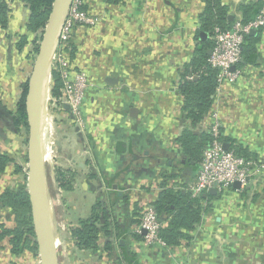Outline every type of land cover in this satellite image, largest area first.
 <instances>
[{"label":"crops","instance_id":"1","mask_svg":"<svg viewBox=\"0 0 264 264\" xmlns=\"http://www.w3.org/2000/svg\"><path fill=\"white\" fill-rule=\"evenodd\" d=\"M252 1L221 3L234 21L240 5ZM7 6L8 21L0 24V154L9 159L0 171V194L27 178V145L24 153L21 127L12 117L26 73L32 71L29 49L39 33L20 47L30 10L23 0H7ZM83 7L94 24L78 26L70 35L73 62L91 82L82 124L66 108L49 117L54 154L47 191L59 264H114L126 254H133L136 264H264V29L256 65L243 67L236 82L215 92L208 113L193 125L182 108L180 72L203 41V0H84ZM213 112L228 147L234 142L253 156L257 176L202 200L201 219L189 241L176 247L144 243L141 205L155 201L164 185L179 189L196 178L199 166L192 170L185 163L177 139L185 129L207 131ZM40 132L44 143L48 133L45 128ZM56 169L67 172L65 187L54 181ZM97 202L111 221L110 232L100 233V252L95 253L80 247L72 232ZM1 221L14 225L11 208L0 203ZM106 242L111 243L110 255ZM38 259V251L14 254L7 238L0 243V264H39Z\"/></svg>","mask_w":264,"mask_h":264},{"label":"trees","instance_id":"2","mask_svg":"<svg viewBox=\"0 0 264 264\" xmlns=\"http://www.w3.org/2000/svg\"><path fill=\"white\" fill-rule=\"evenodd\" d=\"M108 3H117L120 0H104ZM263 0H256L240 5L239 19L242 23H248L253 20L259 13ZM24 4L29 8L30 15L26 23V31L20 35V47L27 43L28 37L32 36L35 31L44 28L53 0H23ZM204 7L199 15L200 27L199 31L207 33L206 40L200 41L196 46L193 57L183 64L181 69V83L179 91L183 97V111L187 119L195 125L200 122L208 113L213 103V95L216 90V75L218 69L213 68L208 63L207 50L213 46V32L215 27L221 29L229 28L233 20L229 19L228 7L221 3V0H203ZM84 9V7H83ZM9 9L7 0H0V24L5 26L8 21ZM76 28V27H74ZM264 27L258 28L256 32H248L244 36L242 45L241 58L237 62L236 67L242 69L247 65H256L258 61L259 51L257 44L261 39V33ZM74 29H72L73 31ZM71 31V33H72ZM31 37V38H32ZM34 39L30 54L33 47L37 49ZM71 36L63 46L64 57L70 63L75 71H85L83 67L73 62L75 56V48L70 42ZM53 96L59 95L61 81L57 70H51ZM89 76V74H88ZM21 94L17 102L14 120L17 129L20 127H28L26 122L25 96L27 92V80L21 85ZM221 140L226 142L227 139L221 135ZM211 136L209 131L194 133L190 129H185L178 137L177 141L182 148L185 156V163L196 170L199 166L202 149L205 144L209 143ZM232 146L228 147L234 150L238 155L246 158H252L242 146L231 142ZM251 156V157H250ZM6 154H0V171L4 168L8 161ZM67 172L62 169H56L55 180L61 181L62 186H66L64 178ZM166 177V176H165ZM67 178V177H66ZM167 178V177H166ZM170 178V177H169ZM66 180V179H65ZM222 193H206L200 196H193L187 186L179 189H173L164 185L158 198L151 203L156 211L157 218L162 222L159 229V237L166 247H176L181 240H190L189 232L194 229L201 219L200 203L206 198H213ZM0 203L3 206L11 208L13 213L14 225H7L6 222H0V243L7 238L10 252L19 254L24 250H30L37 254V244L34 240V229L31 214V204L29 194L25 190V183L19 184L16 188H5L0 194ZM97 202L92 207L91 216L80 221L79 225L73 230V235L80 247L87 248L93 252H100L98 249V239L103 231L106 234L110 232V221L108 212ZM142 237V236H141ZM104 249L108 255L111 253V243L106 242ZM134 255L126 254L123 259L115 260L114 264H136Z\"/></svg>","mask_w":264,"mask_h":264},{"label":"built area","instance_id":"3","mask_svg":"<svg viewBox=\"0 0 264 264\" xmlns=\"http://www.w3.org/2000/svg\"><path fill=\"white\" fill-rule=\"evenodd\" d=\"M83 1L71 0L68 13L63 18L57 36L48 76L49 97L47 101L50 117L55 118L58 112L66 108L77 124H82V105L91 82L85 71L72 69L70 63L64 57L63 46L74 27L94 24V19L89 17L82 8ZM260 27H264V0L259 13L248 23H242L238 18L234 20L229 28H214L213 46L210 48L208 63L213 68L218 69L215 92H219L226 83L236 82L240 77L242 69L237 68L236 65L241 58L244 36L250 32L251 28L258 29ZM43 30L44 28L39 31V38L36 43L41 41ZM232 66H234V69H232ZM52 69L57 70L61 81L58 96H53L51 93L53 85ZM210 117L212 123L208 131L211 140L203 147L196 178L188 185V189L193 196L206 194L210 188H215L217 193H226L233 188L236 182L240 183L241 186H245L259 172V167L253 158L238 155L233 149L224 147L225 142L220 138L222 133L219 116L216 112H213ZM45 142L50 147L49 154H54V137L52 133L50 135L46 134ZM51 161L49 157L48 162ZM48 175L53 179V171ZM54 181L56 182L55 172ZM56 190L60 191L61 189L56 188ZM161 227L162 222L158 220L154 207L148 203L142 204L139 209V229L144 232V243L163 244L158 235Z\"/></svg>","mask_w":264,"mask_h":264},{"label":"water","instance_id":"4","mask_svg":"<svg viewBox=\"0 0 264 264\" xmlns=\"http://www.w3.org/2000/svg\"><path fill=\"white\" fill-rule=\"evenodd\" d=\"M64 0H53L47 22L44 26L38 52L34 59L31 74L27 80V92L25 96L26 120L28 125L27 164H28V194L31 204V214L34 227L35 240L41 264H59L56 242L51 223L49 210V197L47 191L46 167L41 150L40 122L43 112L42 90L44 80L47 79V64L54 52L57 33L56 26L63 20L61 7ZM71 0H69V5ZM233 17L229 15V19ZM257 28H251L250 32H256ZM200 38L208 37L206 32H200ZM211 49L207 50L208 55ZM234 69V66H232ZM107 81H112L111 77ZM48 83V81H47ZM227 149L228 144L224 143ZM233 187H240V183H234ZM208 193L216 194L215 188H210ZM205 195V194H203ZM144 233V232H143Z\"/></svg>","mask_w":264,"mask_h":264},{"label":"rangeland","instance_id":"5","mask_svg":"<svg viewBox=\"0 0 264 264\" xmlns=\"http://www.w3.org/2000/svg\"><path fill=\"white\" fill-rule=\"evenodd\" d=\"M39 43L40 42L36 43L37 44V49L34 50L35 49V46H34L33 47V50H32V53L30 54V56H31V60H30L31 69H32V66L34 64V59H35V56H36L35 54H37V52H38ZM31 46L32 45H30V47ZM30 50L31 49H29V51ZM30 74H31V71H27V73H26V77L27 78L26 79L29 78ZM48 97H49V93H48V95L46 97V101H44V103H43V109L44 110L42 112V115L45 118L43 120V128H45V131H47L48 135H50L51 133H53V129H52V126H51L52 122H51V120L49 118L50 117V109L48 108V101H47V98ZM46 109H48V113L47 114H46ZM26 122H27V120H26ZM19 136L21 137V140L23 142V152L25 153V151H26V145H27V142H28V127H21V131L19 132ZM41 145L44 146V163H45V167H46V178L49 179L48 174H50L52 172L51 171V165L52 164L48 162V159L50 157V154H49V145L46 144L45 140H44V143H43V141L41 142ZM25 155H24V157H26ZM25 163H27V159L25 160ZM26 165L27 164H25V168L27 167ZM24 180L25 181H23V182L25 183V190L28 192L27 178L24 179ZM47 186H48V183H47ZM33 229H34V227H33ZM38 258H39L38 259L39 260L38 262H39V264H41V259H40L39 254H38Z\"/></svg>","mask_w":264,"mask_h":264},{"label":"bare ground","instance_id":"6","mask_svg":"<svg viewBox=\"0 0 264 264\" xmlns=\"http://www.w3.org/2000/svg\"><path fill=\"white\" fill-rule=\"evenodd\" d=\"M69 3V0H64L63 1V4H62V7H61V13H62V15L64 16H66V14L68 13V10H69V7H70V5L68 4ZM64 16V17H65ZM63 21V20H62ZM62 21H60L58 24H57V26H56V33H57V35H58V33L60 32V29H61V26H62ZM52 55H53V53H52ZM52 55H51V58H50V62H49V64H47V68H46V71L49 69L50 70V65H51V60H52ZM47 76H49V73L47 72V74H46ZM47 81H48V77H47V79L46 80H44V86H43V90H42V97H41V99H42V101L44 102V101H46V97H47V95H48V83H47ZM48 113V109L46 110V114ZM45 118H44V116L42 115V118H41V122H40V126H41V128H43V120H44ZM41 128H40V130H41ZM43 132V131H42ZM41 133V132H40ZM42 137V136H41ZM42 140V139H41ZM43 141V140H42ZM41 150H42V156H43V158H44V146H42L41 145ZM48 183V182H47ZM51 196V195H50ZM52 204V203H51ZM51 206H50V201H49V210H50V217H51V223H52V227L54 226V223H53V217H52V211H51ZM57 218V217H56ZM53 231H54V228H53ZM61 233V232H60ZM62 238V237H61ZM62 249H63V247H62ZM63 252V251H62ZM63 255V254H62ZM63 258V257H62ZM60 259V258H59ZM60 261V260H59ZM60 263V262H59ZM64 264V263H63Z\"/></svg>","mask_w":264,"mask_h":264}]
</instances>
